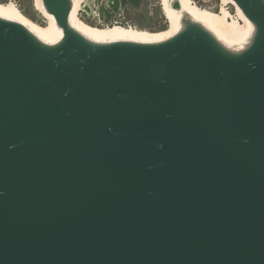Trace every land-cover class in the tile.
<instances>
[{
    "label": "water",
    "instance_id": "1",
    "mask_svg": "<svg viewBox=\"0 0 264 264\" xmlns=\"http://www.w3.org/2000/svg\"><path fill=\"white\" fill-rule=\"evenodd\" d=\"M236 2L239 60L196 33L49 53L0 22V264H264V11Z\"/></svg>",
    "mask_w": 264,
    "mask_h": 264
},
{
    "label": "bare ground",
    "instance_id": "2",
    "mask_svg": "<svg viewBox=\"0 0 264 264\" xmlns=\"http://www.w3.org/2000/svg\"><path fill=\"white\" fill-rule=\"evenodd\" d=\"M159 1L168 26L158 33L116 24L105 28L90 27L79 19L86 0H65L68 15L64 27L58 25L48 12L44 0H33L35 11L44 19V26L26 19L13 3L0 5V22L19 27L36 46L49 53L63 45L69 36L93 49L119 46L156 48L168 45L188 33H196L223 57L239 60L258 43L259 24L246 15L236 0H220L218 12L200 9L191 0ZM256 1L264 11V0ZM228 6H231V11Z\"/></svg>",
    "mask_w": 264,
    "mask_h": 264
},
{
    "label": "rangeland",
    "instance_id": "3",
    "mask_svg": "<svg viewBox=\"0 0 264 264\" xmlns=\"http://www.w3.org/2000/svg\"><path fill=\"white\" fill-rule=\"evenodd\" d=\"M191 1L200 9L210 12H218L221 7L220 0ZM10 3L26 19L38 26H44V19L35 11L33 0H0V5ZM228 8L232 10L231 6ZM79 19L90 27L105 28L116 24L147 33H158L168 26L159 0H86Z\"/></svg>",
    "mask_w": 264,
    "mask_h": 264
}]
</instances>
